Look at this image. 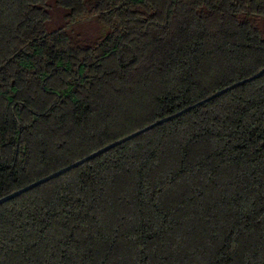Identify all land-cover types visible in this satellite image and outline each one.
<instances>
[{"label":"trees","instance_id":"trees-1","mask_svg":"<svg viewBox=\"0 0 264 264\" xmlns=\"http://www.w3.org/2000/svg\"><path fill=\"white\" fill-rule=\"evenodd\" d=\"M0 0V264H264V0Z\"/></svg>","mask_w":264,"mask_h":264},{"label":"water","instance_id":"water-1","mask_svg":"<svg viewBox=\"0 0 264 264\" xmlns=\"http://www.w3.org/2000/svg\"><path fill=\"white\" fill-rule=\"evenodd\" d=\"M263 71H264V68H263L262 70L258 71L257 73H255V74H253V75H251V76L245 78V79H242V80H240V81H237V82H235V83H233V84H231V85H229V86H226V87H224V88H222V89L216 91V92L213 93L212 95L206 97L204 100H205V101H206V100H209L210 98L215 97V96H217V95H219V94L225 92L226 90L231 89V88H233L234 86L241 84V83H242L243 81H245V80L252 79V78H254L255 76L261 74ZM202 101H203V100L198 101V102H196L195 104H192V105H189V106H187V107H185V108H182L181 110H179V111H177V112H175V113H173V114H171V115H169V116H166V117H163V118H161V119H159V120H156V121H154V122L148 124V125L145 126V127H142V128H140V129H138V130H136V131H134V132H132V133H130V134H128V135L122 137V138H119L118 140H115V141H113V142H111V143H109V144H107V145H105V146H103V147H101V148H99V149L93 151L92 153H90V154H88V155H86V156H84V157H82V158H80V159H78V160H76V161L70 163L69 165H66V166H64V167H62V168H60V169H58V170H56V171H54V172H52V173L46 175V176H43V177H41V178H39V179H37V180H35V181L29 183V184H27V185H25V186H23V187L17 189V190H14L13 192H10V193H8V194H6V195L0 197V203H2V202H4V201H7V200H9V199H11V198H13V197L19 195L20 193H23V192L27 191L28 189H31V188L35 187L36 185H39L40 183H43V182H45V181H47V180H49V179H51V178H53V177H55V176H57V175H59V174L65 172V171H67L68 169H70V168H72V167H75V166H77V165H79V164L85 162L86 160H88V159H90V158H92V157H94V156H96V155L102 153L103 151H105V150H107V149H109V148H111V147H113V146H115V145H117V144H119V143H121V142H124V141H126V140H128V139H130V138H132V137H134V136H136V135H138V134H140V133H142V132H144V131L150 129V128H152L153 126H155V125H157V124H159V123H161V122H163V121H165V120H168V119H170V118H172V117H176V116H178L179 114H181V113H183V112H185V111L191 109L193 106H195V105L198 104V103H201Z\"/></svg>","mask_w":264,"mask_h":264},{"label":"rangeland","instance_id":"rangeland-1","mask_svg":"<svg viewBox=\"0 0 264 264\" xmlns=\"http://www.w3.org/2000/svg\"><path fill=\"white\" fill-rule=\"evenodd\" d=\"M48 11L50 18L46 23V30L51 31L62 25H67L69 31L73 34H78L84 39H94L108 33L109 26L103 24L98 18L88 16L77 21L68 22L64 17L67 12L66 8L55 5L53 0L48 1ZM260 25L264 27V19L260 20Z\"/></svg>","mask_w":264,"mask_h":264}]
</instances>
